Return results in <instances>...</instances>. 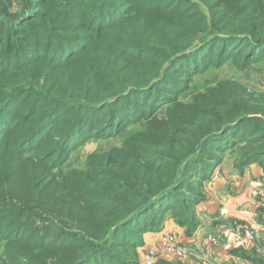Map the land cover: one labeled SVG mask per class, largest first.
Here are the masks:
<instances>
[{"label":"rangeland","instance_id":"obj_1","mask_svg":"<svg viewBox=\"0 0 264 264\" xmlns=\"http://www.w3.org/2000/svg\"><path fill=\"white\" fill-rule=\"evenodd\" d=\"M145 1L0 0V104L16 90L24 96L7 107L16 120L0 122V264H143L146 250L169 232L185 243L197 231L225 241L246 225L254 240L234 249L246 253L244 264H264V56L245 61V44L217 60L222 42L211 43L205 51L212 64L178 73L179 83L169 78L167 85L174 82L179 89L168 99L156 89L155 101L145 100L134 120L114 127L105 109L99 124L79 126L82 131L97 126L93 135L69 141L59 151L75 115L69 105L51 141L19 147L53 98L76 104L149 81L147 87L179 44L207 32L264 30V0H149L156 1L153 12H145ZM133 42L145 49L132 47ZM71 44L91 70L99 69L72 73L73 64L57 65L52 52ZM38 60L42 67H28ZM34 93L32 98L42 101L24 120ZM240 115L243 123L216 135L221 124ZM204 174L209 178L202 179ZM179 181L175 202L154 208L142 230L119 231L120 221L138 203L163 185L179 187ZM221 211L236 216L220 226L221 232L210 231L222 222ZM212 250L218 254V247L200 248L199 256L208 258ZM190 259L204 260L196 251ZM162 260L187 263L162 256L154 264Z\"/></svg>","mask_w":264,"mask_h":264},{"label":"trees","instance_id":"obj_2","mask_svg":"<svg viewBox=\"0 0 264 264\" xmlns=\"http://www.w3.org/2000/svg\"><path fill=\"white\" fill-rule=\"evenodd\" d=\"M158 2V0H156ZM155 2H151L149 0H146L144 2V5H148L149 10H145V12H153L152 9H154ZM128 3V2H127ZM174 5V4H173ZM107 8H103L105 10ZM126 14V13H125ZM123 13V15H125ZM169 21L173 22L175 19V14L170 13ZM107 19V14L104 13L103 17L101 18V23L106 24L105 21ZM121 21H117L115 23H120ZM260 29V28H259ZM254 30L253 28L249 27H241L239 30H235L228 33L233 34H224L221 32H207L203 34L198 40H196L193 43H189L181 45L179 44L170 54V56L167 58V65L161 75L157 77L150 85L147 87L146 84L149 81H145L144 85L139 86L138 84H133L131 86H128L123 92H118L116 94H113L107 98H102L100 100H96L93 102H84L80 101L76 104H71L67 102L64 99L61 98H53L50 106L51 107L48 112H46L43 116V118L37 123L33 129L30 131V133L25 137L24 140L20 142L19 147H22L25 144H34L35 141L38 143H45L46 140H50L52 138L51 135L54 132V130L60 126H58L59 121L62 118V111L64 107H68L71 105V109L69 111L75 110V115L73 116V119L71 121L70 126L67 128V131L63 134L62 141L59 146V151H62L66 144H68L69 141H73L75 139L83 140L88 136L93 135L97 131L95 126L94 128H91L87 131L80 130L79 126L82 125L81 122L85 121H94L95 124H99L100 121H102L101 117H103L102 113H104L106 109V113H108L109 121H113L116 124L115 126H118L120 122H122L125 119H135L138 115H141V105L143 103L148 102L150 105L155 101V90H159L158 95H160L161 99H168L169 94H173L176 92L175 89H179V87L176 85V83L181 82L180 78L177 79L176 76L178 73L183 74H189L191 71L195 69H201L206 63L212 64V59L210 58V53L205 51L211 43L215 42H222V47L220 48L221 51L217 52V60L219 58L223 57L224 55H227V52L230 53V55L234 54L236 50H238L242 44H245V51H246V57L245 61H257L261 56H264V30ZM160 30V29H159ZM162 33H164L162 30H160ZM187 31V30H183ZM181 40L187 39V37H180ZM127 47H130L129 45L131 43H123ZM139 47L140 49H145L144 44L140 43H132V47ZM234 49V50H233ZM75 46L73 44L70 45V47L63 49V48H55V50L52 52L51 56L55 59L54 61L58 63L57 65H66V64H73L74 69L72 70V73L81 72L84 73V71H97L99 69L97 66L91 70L90 68L92 66L85 63V61L82 58L77 57L75 54ZM160 53V51H159ZM69 55V59L65 60V58ZM79 55V54H78ZM59 57H63V59H59ZM166 59V56L164 57ZM71 59V62H70ZM137 58L136 60H138ZM42 60H38L33 62L32 64H28V67L30 65H35L36 68L42 67L41 65ZM62 61V62H59ZM64 61L66 63H64ZM39 62V64H38ZM102 66L101 68H103ZM171 76V77H170ZM170 78V79H169ZM175 80L176 83L171 82V84L166 83V81ZM20 90H16L14 93L8 94L5 98V100L0 104V122L5 125L6 118H14V111L8 110L7 107L11 105L12 103L16 101H20L24 96L20 93ZM28 91V90H27ZM149 92V93H147ZM35 96V93L30 96V98L27 101V105L25 111L22 113V117L24 120H27L28 113L31 114V116L35 113L34 110L39 108V105L42 101V99L36 100L32 98ZM170 97V96H169ZM128 98H132L127 100ZM124 102V103H123ZM121 105H120V104ZM120 105V106H119ZM119 106V107H118ZM47 108V107H46ZM111 109V111H107V109ZM33 112V113H32ZM120 112V114H119ZM5 114V117L3 118V115ZM30 116V118H31ZM29 118V119H30ZM86 118V119H85ZM245 119H243V116L239 117H233L231 120L224 122L220 125L219 132L216 133V135L219 133L222 136L223 134L227 133L231 128L240 125L243 123ZM55 121V122H54ZM89 124L85 125L88 126ZM113 128V127H112ZM112 128H109L110 131H112ZM252 131V130H251ZM260 131V130H259ZM258 130H254L251 133L253 135H258ZM261 135L264 136V131L261 133ZM206 176H202V179L209 178V174H204ZM179 187H176L175 184L172 186L169 185H163L158 190L151 195L148 199L141 201L137 204L135 209L132 210L126 217H124L120 224V230L126 231L125 228L128 226H133L137 230H142L145 225L148 224V216L153 211L154 208L158 209L160 206H166L168 204H172L175 202L173 198V194L175 191L180 188L182 182H178ZM190 210L192 209V203L188 204L187 206ZM148 215V216H146ZM193 231V230H192ZM192 231L190 233H192ZM118 233V232H117ZM116 233V234H117ZM115 234V235H116ZM113 240V237L110 238L108 241L111 242ZM94 250H97L94 249ZM235 253H238L242 255L243 257L246 256V253L242 250L233 249ZM79 258V257H78ZM86 259V258H84ZM123 261V264H133L132 262H129L127 260H121ZM88 260H80L78 264H86ZM115 264H119L115 262ZM157 264H176L173 262H159Z\"/></svg>","mask_w":264,"mask_h":264},{"label":"built area","instance_id":"obj_3","mask_svg":"<svg viewBox=\"0 0 264 264\" xmlns=\"http://www.w3.org/2000/svg\"><path fill=\"white\" fill-rule=\"evenodd\" d=\"M244 226V225H243ZM240 228V229H239ZM232 233L225 241H221L216 235L208 234L206 241L212 249L218 247L223 252L228 253L238 246H246L253 242L254 234L251 228L246 225L240 226ZM195 255V250L185 243L181 237L175 232L165 234L157 247H152L146 250L143 264H154L162 256L181 261H190ZM202 264H212L209 260H203Z\"/></svg>","mask_w":264,"mask_h":264},{"label":"crops","instance_id":"obj_4","mask_svg":"<svg viewBox=\"0 0 264 264\" xmlns=\"http://www.w3.org/2000/svg\"><path fill=\"white\" fill-rule=\"evenodd\" d=\"M234 211V210H233ZM224 211H221V214L220 216H218V221H222L220 222L218 225L217 228H214L210 231H214L215 233H219L221 232L222 230L220 229V226L222 224H224L225 222H227L228 220H231L233 219L234 215L236 216V212L232 213V212H229L230 214H223ZM231 225V224H230ZM238 225V224H237ZM230 228V226L228 227H224L223 229H228ZM232 230V229H231ZM205 230H203L204 232ZM208 231V232H210ZM232 232V231H231ZM229 232L227 235H226V238L227 236L231 233ZM205 233V232H204ZM187 243L188 244H196V248H195V251H196V254H197V259L198 258H201V259H210L209 256H211L212 258H215L216 260H209L212 264H244L242 261H246V260H241L243 258L242 255L238 254V253H235L234 251H230L228 253L225 254V252H223L221 249H219L218 251V254H216L215 250H212L209 252L208 254V258H206L207 256L206 255H201L199 256L200 252L198 251L200 248H210L212 249L210 246H208L207 244V241H206V236H202L201 235V231H197L196 233H194L193 235H191L190 237L187 236ZM193 246V245H192ZM193 261L194 260H190V261H187L186 264H193ZM197 261V260H196ZM194 261V264H202V260L201 262H196ZM248 264V263H247Z\"/></svg>","mask_w":264,"mask_h":264}]
</instances>
